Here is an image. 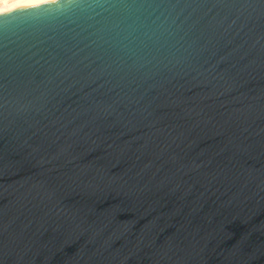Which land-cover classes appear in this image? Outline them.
<instances>
[{
	"label": "water",
	"instance_id": "obj_1",
	"mask_svg": "<svg viewBox=\"0 0 264 264\" xmlns=\"http://www.w3.org/2000/svg\"><path fill=\"white\" fill-rule=\"evenodd\" d=\"M0 264H264V0L1 12Z\"/></svg>",
	"mask_w": 264,
	"mask_h": 264
},
{
	"label": "bare ground",
	"instance_id": "obj_2",
	"mask_svg": "<svg viewBox=\"0 0 264 264\" xmlns=\"http://www.w3.org/2000/svg\"><path fill=\"white\" fill-rule=\"evenodd\" d=\"M37 0H12V1H5L3 4L0 5V13L7 9L19 8L26 4L32 3Z\"/></svg>",
	"mask_w": 264,
	"mask_h": 264
},
{
	"label": "rangeland",
	"instance_id": "obj_3",
	"mask_svg": "<svg viewBox=\"0 0 264 264\" xmlns=\"http://www.w3.org/2000/svg\"><path fill=\"white\" fill-rule=\"evenodd\" d=\"M5 1H12V0H0V5L3 4Z\"/></svg>",
	"mask_w": 264,
	"mask_h": 264
}]
</instances>
